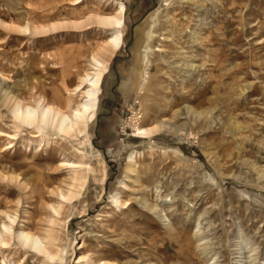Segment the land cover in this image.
<instances>
[{
	"label": "rangeland",
	"instance_id": "1",
	"mask_svg": "<svg viewBox=\"0 0 264 264\" xmlns=\"http://www.w3.org/2000/svg\"><path fill=\"white\" fill-rule=\"evenodd\" d=\"M119 3L125 41L107 56ZM94 59L109 72L87 135L0 104V232L15 235L0 264H41L17 234L48 228L51 264H264V0H0V90L69 113Z\"/></svg>",
	"mask_w": 264,
	"mask_h": 264
},
{
	"label": "bare ground",
	"instance_id": "2",
	"mask_svg": "<svg viewBox=\"0 0 264 264\" xmlns=\"http://www.w3.org/2000/svg\"><path fill=\"white\" fill-rule=\"evenodd\" d=\"M125 11H126L125 5L119 3L116 13L117 15L116 16L114 15L115 17H110V21H108L109 23L111 22V24L113 25V31L107 43V47H109V49L106 52L107 56L108 55L114 56L117 52H119L122 49V44H124L123 41L125 38V31H126L124 30ZM157 23H158L157 18L155 17L153 19L152 29L157 26ZM94 61H95L94 73L93 74L86 73L84 77H82L81 79L82 83L78 85L77 89H75L77 90V92L82 91V96L84 97L82 103H80L81 106L78 109L76 108L75 110H71V112L68 113L63 110H60L54 105L45 103L42 100L38 101V103L35 106L30 104L25 105L20 99H18L14 94H11L8 90L6 91L0 90V104L3 106L4 104L6 106L9 105L12 115L15 116V119L21 125L24 126L36 125L40 130H43L44 128H46V126H49L55 131H58L61 135L73 137V138L79 137L80 135H84V134L87 135L88 126L93 124L98 116L97 112L99 110V103L101 99L100 96L102 95L103 92V84L105 81L104 78L109 72V64L106 61L102 59H94ZM148 79H149V72L147 71L146 80L142 90L145 89V86L148 84L149 82ZM68 106H71V103ZM166 125H167L166 122L162 121V122H157V126L152 128L145 129L138 127L137 130L135 129L136 130L135 137L143 140L152 138L159 130L166 129L167 128ZM134 157L135 154L134 153L131 154L130 160L133 161ZM67 164L72 168V171L74 173L73 176L71 177L72 184L70 185L75 186L74 184H78L79 182L82 181V176L80 174V171L82 168L85 167V165L84 163H79V164L67 163ZM86 168H87V172L91 171V173L93 174L95 173V170L93 169L92 166H88ZM132 168L133 166L131 164L129 172L132 171ZM82 182L85 183L84 181ZM57 191H58L57 193L58 197H60V199L63 201H68L72 198L71 192L69 191L67 192L66 191L64 192L63 190H57ZM113 204L117 206L121 204L120 192L114 195ZM61 208H62L61 205L58 207L52 206V210L56 214L60 213ZM9 218L13 223H15L14 219H12L11 217ZM50 223L52 226L55 222L54 220H51ZM12 226L3 225V231L0 232V247L1 246L4 247L5 245L8 244L9 240L14 239L15 235ZM19 231L20 232H18L17 234V240L20 241L21 246L26 248L29 253L36 252V254L39 257L38 260H40L41 264H51L52 262H55L57 260L56 259L57 253H55L53 251V248L51 247L53 245L52 243L55 237L54 235L55 232L53 229L48 228L47 230H45L46 233L44 235L35 231L34 232L28 231L27 229H20ZM89 264H97V263L90 262ZM98 264H109V263L100 262Z\"/></svg>",
	"mask_w": 264,
	"mask_h": 264
},
{
	"label": "flooded vegetation",
	"instance_id": "3",
	"mask_svg": "<svg viewBox=\"0 0 264 264\" xmlns=\"http://www.w3.org/2000/svg\"><path fill=\"white\" fill-rule=\"evenodd\" d=\"M126 11H127V10H126ZM125 23H126V21H125ZM125 23H124V24H125ZM124 41H125V40H124ZM124 41H123V42H124ZM123 45H124V44H122V49H123ZM122 49H121V50H122Z\"/></svg>",
	"mask_w": 264,
	"mask_h": 264
}]
</instances>
